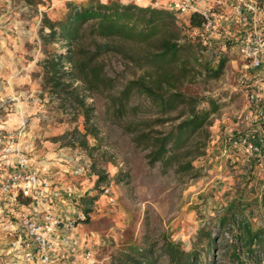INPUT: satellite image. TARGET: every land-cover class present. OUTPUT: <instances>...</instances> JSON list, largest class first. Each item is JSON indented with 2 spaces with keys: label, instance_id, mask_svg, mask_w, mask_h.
Instances as JSON below:
<instances>
[{
  "label": "rangeland",
  "instance_id": "rangeland-1",
  "mask_svg": "<svg viewBox=\"0 0 264 264\" xmlns=\"http://www.w3.org/2000/svg\"><path fill=\"white\" fill-rule=\"evenodd\" d=\"M81 1L86 0H36L31 4L0 0V132L21 136L33 166L44 168L59 185L74 184L81 191L74 204L61 203L55 208L74 219L84 214V219L76 220V235L82 240L77 260L85 261L81 254L90 250L93 264H117L122 252L152 246L156 264H169L159 249L164 239L188 251L201 248L204 241L197 244V235L210 229L217 233V245L212 255L204 258L201 252L200 264H209L211 258L213 264H234L223 256L229 234L218 231L216 219L233 210L255 225L264 224V202L260 199L264 167L228 144L231 135L246 128L238 117L245 107V83L253 74L252 68L238 54L230 35L220 28L207 44L202 42V59L215 63L224 55L229 60L219 78L198 79L184 86L190 92L217 96L222 103L211 119L205 153L192 161L197 176L189 178L159 163L151 165L147 151L136 146L121 123L107 112L106 94L90 92L79 81L73 83L94 114L91 130L95 136L82 135L81 110L65 93H55L43 85L42 15L60 18L68 2ZM179 26L189 33L182 20ZM98 42L104 40L99 38ZM127 44L131 48L132 43ZM47 48L64 50L60 42ZM100 57L116 84L140 73L120 52L108 49ZM133 99L141 102L138 97ZM83 162L89 164L88 170L74 175L73 166ZM104 186L110 187L113 202L102 194ZM4 260L0 254V264Z\"/></svg>",
  "mask_w": 264,
  "mask_h": 264
},
{
  "label": "trees",
  "instance_id": "trees-1",
  "mask_svg": "<svg viewBox=\"0 0 264 264\" xmlns=\"http://www.w3.org/2000/svg\"><path fill=\"white\" fill-rule=\"evenodd\" d=\"M201 21L197 14L190 16L185 27L189 34L179 26L174 13L161 7L118 0L68 2L60 18L51 19L45 13L41 18L43 85L55 93H65L81 110L82 135L95 136L91 130L94 114L73 83L79 81L90 92L106 94L107 112L121 123L136 146L147 151L149 164L159 163L194 178L197 171L192 161L205 153L211 119L222 103L217 96L190 92L184 86L198 79L219 78L229 60L223 55L213 63L200 57L205 46L194 29ZM99 38L104 42H98ZM56 42L63 45L62 52L47 48ZM127 43H132L131 48ZM108 49L124 54L140 73L116 84L107 75L100 57ZM134 97L141 102L135 103ZM260 199L264 202V187ZM216 225L220 233L229 234L223 249L228 261L264 264V224L255 225L232 210L219 216ZM216 235L210 229L200 230L196 243L204 244L188 251L179 243L164 239L160 253L169 264H200L202 251L204 258L213 254ZM117 261L156 264L157 257L152 246L134 247L119 254ZM213 263L211 258L209 264Z\"/></svg>",
  "mask_w": 264,
  "mask_h": 264
},
{
  "label": "built area",
  "instance_id": "built-area-1",
  "mask_svg": "<svg viewBox=\"0 0 264 264\" xmlns=\"http://www.w3.org/2000/svg\"><path fill=\"white\" fill-rule=\"evenodd\" d=\"M134 1L167 9L186 26L192 14L199 15L202 21L194 31L205 44L218 28L230 35L253 74L245 83V107L238 117L246 128L231 135L228 144L264 167V0ZM20 137L0 132L3 264H93L90 250L81 254L85 261L77 260L82 240L76 235V220L84 219V214L74 219L55 209L57 204H74L82 196L81 191L74 184L59 185L44 168L33 166ZM88 168L87 162L76 163L72 173L82 175ZM102 194L108 202L114 201L109 186L102 188Z\"/></svg>",
  "mask_w": 264,
  "mask_h": 264
}]
</instances>
